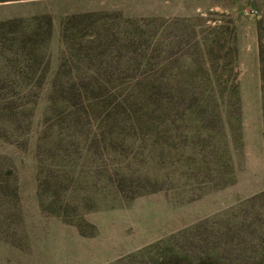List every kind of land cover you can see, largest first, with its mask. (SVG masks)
<instances>
[{"label": "rangeland", "instance_id": "1", "mask_svg": "<svg viewBox=\"0 0 264 264\" xmlns=\"http://www.w3.org/2000/svg\"><path fill=\"white\" fill-rule=\"evenodd\" d=\"M0 264H264V0H0Z\"/></svg>", "mask_w": 264, "mask_h": 264}]
</instances>
